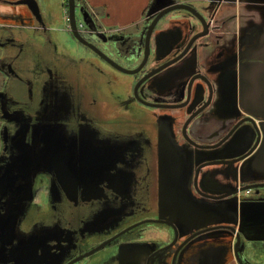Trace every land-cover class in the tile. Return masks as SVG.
<instances>
[{"label": "flooded vegetation", "instance_id": "flooded-vegetation-1", "mask_svg": "<svg viewBox=\"0 0 264 264\" xmlns=\"http://www.w3.org/2000/svg\"><path fill=\"white\" fill-rule=\"evenodd\" d=\"M40 3L48 23L61 22L63 30L39 26L25 4L0 2V19L19 22L0 29V123L11 134L0 148V186L13 166L7 198L22 208L15 253L0 243V264H69L102 243L72 264H120L119 244H156L163 228L172 232L163 246L174 245L160 253L172 258L183 250L180 264H187L206 242L191 241L202 227L175 239L171 227L143 221L158 219L161 192L179 195L184 205L189 194L218 202L226 168L240 156L225 145L243 123L264 122V0L223 1L211 25L192 33L184 21L167 22L148 49L130 37L143 24L124 31L98 23L78 39L64 23L68 0ZM233 8L240 19L250 11L251 26L227 41L234 15H219ZM256 177L264 182V173ZM128 259L158 264V245L145 261Z\"/></svg>", "mask_w": 264, "mask_h": 264}, {"label": "water", "instance_id": "water-1", "mask_svg": "<svg viewBox=\"0 0 264 264\" xmlns=\"http://www.w3.org/2000/svg\"><path fill=\"white\" fill-rule=\"evenodd\" d=\"M223 1L227 0H200V3L194 5L181 0H152L146 12L143 26L130 37L140 40V44H144L148 49V46L157 40L158 27L167 22L171 24L176 20L184 21L192 33L198 25L204 27L211 25L210 17L214 15V11ZM228 1L236 2L237 0ZM0 2L25 4L32 11L39 26L56 31L64 29L49 26V24H55L56 21H49L48 23L45 14L42 12L40 0H0ZM184 10L188 13H184ZM78 12H80V17H77ZM68 13L70 27L67 28L73 32L76 38L82 39L84 35L81 31L100 29L96 14L84 5L80 6L76 0H68ZM55 15L56 19H60L57 13ZM0 22H2L0 23L1 29L3 24H11L14 21L0 19ZM65 23L67 25L66 20ZM204 35L205 32H202L192 39ZM0 46L2 45L0 44ZM181 84L183 87L184 81H180L179 85ZM192 84L193 82L190 83V87L195 90L198 86ZM249 121V123H243L234 137L225 145L226 150L229 151L238 147L240 156L235 160L236 165L234 167L226 168L225 182H223L224 192L220 196H216L221 198L218 202L198 200L193 194H189L186 198L187 204L184 205L185 203L179 195L176 197L173 192H161L162 199L158 219L143 221V223L157 221L158 224L171 227L175 230V239L177 235L184 237L190 230L202 227L200 231L192 234L191 237L197 236L191 241L198 242L206 239V242L193 248L194 251L189 254L187 264H228L234 258L238 260L239 264H252L258 255V251L264 252V194L259 195L260 191L263 190L264 182L260 181L262 178L256 177L257 173H264V122L257 124L252 119ZM0 134L2 145H4L11 134L4 125L1 127ZM22 165L23 168H27L25 163ZM14 177V167L10 165L1 179L0 186V201H4V206L0 207V243L10 245V254L15 253L16 250L15 245H13V240L17 238L15 220L22 209L21 207H14L11 197L7 198V195L13 194L11 185H13ZM26 177L27 175H25ZM17 178L18 175L16 180ZM21 178L24 177L21 176ZM231 180L235 181V185L232 184ZM239 182H242L240 186H238ZM236 183L237 187L233 190L230 189L232 185L236 186ZM26 189L25 194L27 195L26 199H28L30 187ZM211 196L214 195L211 193ZM216 223H220L222 226H215ZM176 227L182 231L177 233ZM169 231L167 228L160 229L156 244L147 242L142 244V247L134 242L119 244L116 256L121 260L120 264H135L128 259L133 255L141 260L147 259V256L153 251V244L158 245V264H180L183 250L175 253L172 258L169 254L160 253L166 247L174 245V243H170L163 246L172 235V232ZM201 232H203L202 235H200ZM21 241L24 242V250L26 251L28 241H24L23 238ZM106 244H100L80 258L96 252ZM204 246L205 248H203ZM1 247L0 257L3 255ZM67 248L69 247L67 246ZM70 251L71 248L67 249L64 255L65 259L69 258ZM143 263L145 264V262Z\"/></svg>", "mask_w": 264, "mask_h": 264}, {"label": "crops", "instance_id": "crops-1", "mask_svg": "<svg viewBox=\"0 0 264 264\" xmlns=\"http://www.w3.org/2000/svg\"><path fill=\"white\" fill-rule=\"evenodd\" d=\"M53 1L57 2L55 7H58V0ZM81 2L96 14L98 23L101 26L113 30L131 31L142 26L146 12L152 0H81ZM240 12V9L233 8L232 10H225L219 15L220 19L226 17L227 15H234V18L227 24V27L225 28L227 41L230 39H240L241 32L245 34L246 31H248V28L251 26L249 19L252 13L243 9L244 15L243 18L240 19L238 15ZM17 23L19 22H13V24ZM49 26L58 27V24L52 23L49 24ZM1 60L2 50L0 48V87L4 81V78H2L3 73ZM1 146L2 140L0 134V148ZM228 264H239V262L234 258ZM252 264H264V261L262 262V260H256L255 258L252 261Z\"/></svg>", "mask_w": 264, "mask_h": 264}, {"label": "rangeland", "instance_id": "rangeland-1", "mask_svg": "<svg viewBox=\"0 0 264 264\" xmlns=\"http://www.w3.org/2000/svg\"><path fill=\"white\" fill-rule=\"evenodd\" d=\"M60 1H62V0H58V2H60ZM77 17H80V12H78V15H77ZM65 23V22H64ZM66 24V23H65ZM58 25H60V23L58 24ZM61 25H62V23H61ZM61 38L62 39H66V36L63 34H61ZM2 78H4V75H2ZM262 260V262L264 261V252H262V251H258V255H257V257H256V260Z\"/></svg>", "mask_w": 264, "mask_h": 264}, {"label": "built area", "instance_id": "built-area-1", "mask_svg": "<svg viewBox=\"0 0 264 264\" xmlns=\"http://www.w3.org/2000/svg\"><path fill=\"white\" fill-rule=\"evenodd\" d=\"M69 19H70V18H69V14L67 13V14H66V20L69 21Z\"/></svg>", "mask_w": 264, "mask_h": 264}, {"label": "trees", "instance_id": "trees-1", "mask_svg": "<svg viewBox=\"0 0 264 264\" xmlns=\"http://www.w3.org/2000/svg\"><path fill=\"white\" fill-rule=\"evenodd\" d=\"M79 1H81V0H79Z\"/></svg>", "mask_w": 264, "mask_h": 264}]
</instances>
